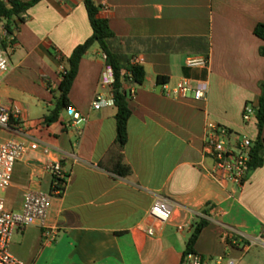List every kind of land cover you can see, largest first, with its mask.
<instances>
[{
	"label": "crops",
	"instance_id": "0c3cea01",
	"mask_svg": "<svg viewBox=\"0 0 264 264\" xmlns=\"http://www.w3.org/2000/svg\"><path fill=\"white\" fill-rule=\"evenodd\" d=\"M93 1L114 34L111 51L144 58L146 78L130 100L121 151L131 174L112 171L117 108H93L97 94L109 93L100 86L106 61L98 45L81 60L69 93V107L86 121L73 123L66 108L56 122H46L60 97L61 58L93 30L83 0L40 1L4 41L11 69L0 99L19 108L21 120L0 129V143L35 140L54 154L39 149L17 162L2 196L8 210L21 211L29 190L51 192L50 161L61 162L68 179L45 226L15 230L11 253L25 264H183L193 225L204 219L195 252L208 264H264V163L238 188L212 176L204 151L209 121L258 137L257 120L245 122L243 113L257 108L262 93L264 40L255 29L264 24V0ZM190 56L208 57V67H187ZM183 79L206 91V100L170 95ZM261 140L264 145V130ZM161 198L174 210L163 225L150 216ZM185 224L191 227L180 231Z\"/></svg>",
	"mask_w": 264,
	"mask_h": 264
},
{
	"label": "built area",
	"instance_id": "2783aa9c",
	"mask_svg": "<svg viewBox=\"0 0 264 264\" xmlns=\"http://www.w3.org/2000/svg\"><path fill=\"white\" fill-rule=\"evenodd\" d=\"M5 35L6 32L0 27V83L11 69L9 54L2 48ZM103 58L106 61L105 54ZM130 63L132 65H143L144 58L134 56L130 59ZM208 65L209 59L205 56H190L186 59V66L190 68H207ZM65 72V66H61V76ZM114 81L113 69L106 64L100 78V86L108 89L109 93L107 95L103 93L96 95L93 101L95 110L114 105L112 94ZM127 89L130 98H134L136 96V85H127ZM170 95L177 98L191 96L196 101H204L207 98L206 91L194 88L189 79L181 80L170 92ZM67 112L75 124L86 121V118L73 107H68ZM255 112L254 107L246 106L243 113L244 121H251L256 116ZM20 116L21 111L19 108L8 109L0 99V129H11L14 121L19 122L21 120ZM254 143L255 141L246 135H238L225 125L209 121L206 125L204 151L213 161L212 176L221 183L242 188L248 179L251 148ZM39 149L46 156L54 154V150L50 146L40 145L35 140L18 141L12 139L0 143V264H25L16 258L10 250L15 230L18 227L33 224L45 226L53 197L62 195L66 186L68 176L63 165L59 161H50L47 164V170L53 179L51 192L29 190L25 194L21 211L7 209L2 192L11 185L15 165L30 152ZM173 211L170 202L165 198H161L152 206L150 216L155 223L163 225L171 220ZM190 227V224H185L179 226L178 229L183 231ZM148 234L154 236V228H150ZM227 237L232 239V235L228 234ZM231 243L236 244L235 240H231ZM247 246L250 245L247 244ZM186 264H208V262L200 254L193 252L187 254ZM230 264H234V262L231 261Z\"/></svg>",
	"mask_w": 264,
	"mask_h": 264
},
{
	"label": "trees",
	"instance_id": "16d2710c",
	"mask_svg": "<svg viewBox=\"0 0 264 264\" xmlns=\"http://www.w3.org/2000/svg\"><path fill=\"white\" fill-rule=\"evenodd\" d=\"M42 0H0V27L6 32V36L2 41L4 49V41L7 34H13L14 27L24 22L28 11ZM89 20L92 26L93 34L84 43L78 45L72 55L64 60L65 74L62 75V81L59 85L60 97L58 104L54 110L46 117L48 124L56 122L61 112L69 107V93L72 85L77 77L81 60L94 45H98L101 51L106 55V64L109 65L114 72L115 81L113 84L114 106L117 108V139L116 161L113 172L121 177H127L131 174V168L126 164L121 151L128 141V123L132 115L130 108V96L127 85L140 86L144 83L146 72L142 65H132L130 59L124 55H119L111 51L110 39L114 36L110 29L107 19L99 16L100 7L93 0H83ZM255 34L264 40V24H259L255 29ZM264 55V49L261 50ZM160 81L164 79H159ZM262 93L259 97L255 116L257 120L258 137L254 146L251 148V161L249 163V172L260 168L264 163V145L261 136L264 130V80L261 83ZM207 214V212H206ZM208 222L204 219L193 225V232L187 242L184 263L186 264V256L188 253L195 252V245Z\"/></svg>",
	"mask_w": 264,
	"mask_h": 264
},
{
	"label": "rangeland",
	"instance_id": "374dc122",
	"mask_svg": "<svg viewBox=\"0 0 264 264\" xmlns=\"http://www.w3.org/2000/svg\"><path fill=\"white\" fill-rule=\"evenodd\" d=\"M187 235H190L189 232H186ZM259 249L257 247L253 248V251H258Z\"/></svg>",
	"mask_w": 264,
	"mask_h": 264
},
{
	"label": "water",
	"instance_id": "95a60500",
	"mask_svg": "<svg viewBox=\"0 0 264 264\" xmlns=\"http://www.w3.org/2000/svg\"><path fill=\"white\" fill-rule=\"evenodd\" d=\"M255 114L257 115L258 114V110L256 109V112H255Z\"/></svg>",
	"mask_w": 264,
	"mask_h": 264
}]
</instances>
